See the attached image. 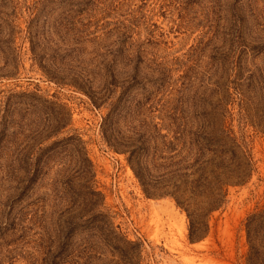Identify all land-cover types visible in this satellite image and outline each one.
<instances>
[{
    "label": "rangeland",
    "instance_id": "1",
    "mask_svg": "<svg viewBox=\"0 0 264 264\" xmlns=\"http://www.w3.org/2000/svg\"><path fill=\"white\" fill-rule=\"evenodd\" d=\"M0 264H264V0H0Z\"/></svg>",
    "mask_w": 264,
    "mask_h": 264
}]
</instances>
